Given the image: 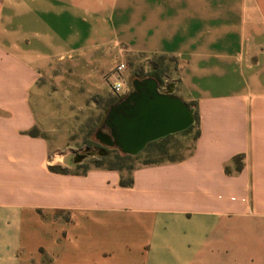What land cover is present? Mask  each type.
Segmentation results:
<instances>
[{
	"label": "crops",
	"instance_id": "obj_1",
	"mask_svg": "<svg viewBox=\"0 0 264 264\" xmlns=\"http://www.w3.org/2000/svg\"><path fill=\"white\" fill-rule=\"evenodd\" d=\"M138 55L175 61L164 85L197 116L192 152L50 171L26 133L53 130L38 79L80 107L124 96L115 67ZM0 264H264V0H0Z\"/></svg>",
	"mask_w": 264,
	"mask_h": 264
},
{
	"label": "rangeland",
	"instance_id": "obj_2",
	"mask_svg": "<svg viewBox=\"0 0 264 264\" xmlns=\"http://www.w3.org/2000/svg\"><path fill=\"white\" fill-rule=\"evenodd\" d=\"M150 61L151 67L146 63V60L142 59L141 55L125 60L124 70L121 73H115L113 78L119 75L120 80L123 82V90L129 92L132 89V79L138 78L136 76H143L156 68L162 81L160 88L165 90L164 82L174 68L175 61L172 58L157 55L152 56ZM66 79L79 80L78 77L71 75H67ZM44 84H46L47 89L46 91L40 90L38 98L53 106L42 107L38 109V112L41 113L42 120L52 124L53 130L47 132L34 126L28 131L34 129L37 136L46 137L50 149L54 150L55 155L49 156L50 165L48 167H56L62 172H83L92 167L108 168L113 165L133 168L141 165L146 159L155 161L166 158L180 159L192 152L197 131L195 124L192 125L188 133L173 134L162 142L151 144L128 160H118L116 155H120L121 152L116 148L105 147L100 144L95 139L94 134L100 127L108 107L123 95L112 94L105 88L106 91L101 94H88L86 100L82 102V106L67 108L64 107L63 103L64 94L59 90L55 91L54 85H47L45 77H40L38 85L41 87ZM160 147H165V154H158V148ZM82 154L85 157L75 163L76 155ZM237 164L234 162L232 168H235ZM123 171L127 173L126 170ZM256 238V234H251L246 239L248 244L253 245Z\"/></svg>",
	"mask_w": 264,
	"mask_h": 264
},
{
	"label": "water",
	"instance_id": "obj_3",
	"mask_svg": "<svg viewBox=\"0 0 264 264\" xmlns=\"http://www.w3.org/2000/svg\"><path fill=\"white\" fill-rule=\"evenodd\" d=\"M132 89L111 104L94 134L105 147L135 156L150 142L185 131L194 123V109L173 94V84L161 90L153 77L134 78ZM85 155H76L79 162Z\"/></svg>",
	"mask_w": 264,
	"mask_h": 264
},
{
	"label": "trees",
	"instance_id": "obj_4",
	"mask_svg": "<svg viewBox=\"0 0 264 264\" xmlns=\"http://www.w3.org/2000/svg\"><path fill=\"white\" fill-rule=\"evenodd\" d=\"M153 77V78H155L157 81H158V83L159 84H161V80H160V78H159V76H158V71H157V69L156 68H153L151 71H149L148 73H146L145 75H143V76H136V77H138V78H145V77ZM122 98V97H121ZM121 98H117V100H115V102H117L118 100H120ZM114 102V103H115ZM196 123H197V116L194 114V123L193 124H195L196 125ZM191 127H192V125L188 128V129H186L185 131H183V132H180V133H188L189 131H190V129H191ZM27 134L28 135H30V136H37V133L36 132H34V129H32L31 131H28L27 132ZM173 135V134H172ZM169 136H171V135H168V136H166V137H164V138H161V139H159V140H156V141H153V142H150V143H148L147 145H146V147L143 149V150H145L148 146H150L151 144H155V143H158V142H162L163 140H165L167 137H169ZM197 136H198V129H197V131H196V133H195V139L197 138ZM158 154L159 155H163V154H165L166 153V149H165V147H160V148H158ZM136 156V155H135ZM116 158L118 159V160H128V159H130V158H132V156L131 155H127V154H120V155H116ZM181 159H183V158H180V159H173V158H166V159H162V160H158V161H155V160H150V159H146L142 164H144V165H148V164H157V163H161V162H165V161H169V162H173V161H177V160H181ZM241 156L240 155H238V156H236V157H234V159H233V162H236V163H238L237 164V166L235 167L236 168V170H239L240 168H241ZM48 169L50 170V171H52V172H56V173H66V172H62V171H60L59 169H57L56 167H48ZM107 169H115V170H119V171H123V170H126L127 172H129L132 168L131 167H126V168H123L122 166H109ZM85 171V170H84ZM83 171V172H84ZM226 171H227V168H226ZM132 183V179L130 178V177H127V176H121V179H120V184L122 185V186H128V185H130Z\"/></svg>",
	"mask_w": 264,
	"mask_h": 264
},
{
	"label": "built area",
	"instance_id": "obj_5",
	"mask_svg": "<svg viewBox=\"0 0 264 264\" xmlns=\"http://www.w3.org/2000/svg\"><path fill=\"white\" fill-rule=\"evenodd\" d=\"M124 68H125V65L123 63H120V64H118L115 67V70L114 71L116 73H120L121 71L124 70ZM112 89H113V91H115L117 93L120 92V91H122L123 90V82L121 80L116 81L115 83H113Z\"/></svg>",
	"mask_w": 264,
	"mask_h": 264
}]
</instances>
